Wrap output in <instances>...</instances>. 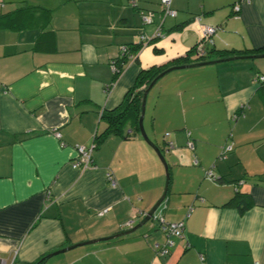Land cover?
Listing matches in <instances>:
<instances>
[{"label":"crops","instance_id":"obj_1","mask_svg":"<svg viewBox=\"0 0 264 264\" xmlns=\"http://www.w3.org/2000/svg\"><path fill=\"white\" fill-rule=\"evenodd\" d=\"M159 3L0 0V264L43 255L41 264H264V57L173 69L154 83L143 127L166 147L165 169L140 132L110 134L88 166L71 165L139 69L185 63L174 59L201 37L199 26L215 27L218 52L264 48V0H170L174 16ZM159 25L161 35L139 46ZM125 44L132 56L122 55ZM166 173L155 224L101 239L142 220ZM235 190L250 196L242 214L223 205ZM159 216L183 221V234L157 253L166 241Z\"/></svg>","mask_w":264,"mask_h":264},{"label":"trees","instance_id":"obj_2","mask_svg":"<svg viewBox=\"0 0 264 264\" xmlns=\"http://www.w3.org/2000/svg\"><path fill=\"white\" fill-rule=\"evenodd\" d=\"M133 5H135V2L133 3ZM162 8L163 7L161 6V12H162ZM150 11L152 10H146L143 13H141V19L145 13L150 12ZM213 28L215 29V27ZM160 31H161V28H160ZM141 35H144V34H141ZM160 35L161 34L157 35L154 33L150 38L146 37L145 35H144L145 36L144 39H141L139 37L140 40H142L139 46L150 42L151 39H154L156 37L158 38ZM139 46H136V48H138ZM132 50H133V47L131 45L125 44L124 50L121 53L124 57L132 56V53H131ZM157 50H158L157 48L154 49L155 52ZM254 51H256L255 52L256 54H260V53H263L264 48L256 49ZM244 53H247V52L244 51ZM234 55H235L234 51H232L231 53L218 52V50L214 48L210 38L201 36L195 42V44L188 49L187 53L176 57L174 60H176L175 63L179 61H182V62L184 61L185 63H182V64H186V63L200 62L204 60L219 59V58L229 57V56H234ZM244 55H247V54H244ZM123 56L119 58H123ZM113 64H114L113 72H114V75H116L120 71V65L116 64V62H114ZM174 65H180V64H174ZM164 69H165L164 67L157 66V65H151L149 67H141L136 75L133 85L127 89V91L123 95V98L119 102V104H117L115 107L111 109H105L100 113V120H102L103 126L100 129L95 130L91 145L85 146V147H91V152H92V150L94 148H97L104 141V139L110 134L122 137L124 139L129 138L132 135L138 134L139 133L138 118L140 115V105H141V98H142L143 90L148 86L151 80L159 72H161ZM260 76H263V80H259ZM257 79L260 84L264 83L263 74L257 75ZM233 117H235V115ZM189 133L187 135H189ZM172 146H173V143H172ZM159 148L161 152H163L164 148L166 147L160 146ZM91 160H92V157L90 158V162ZM251 204L252 203H251L249 194L247 192H243L239 190H235V193L231 197H229V199L225 203H223V205L225 206L237 208L240 214H242L246 209H248L251 206ZM153 216H154V213L152 214V217L148 218L151 222L153 220ZM155 222L156 221L153 220L152 223L155 224ZM152 223H151V227L154 226L152 225ZM157 225H158V221H157ZM164 232L166 233V239H167V232L165 230ZM166 247H168V245H166ZM45 257L46 255L40 256L35 261L30 262L28 264H41L42 261L45 259Z\"/></svg>","mask_w":264,"mask_h":264},{"label":"built area","instance_id":"obj_3","mask_svg":"<svg viewBox=\"0 0 264 264\" xmlns=\"http://www.w3.org/2000/svg\"><path fill=\"white\" fill-rule=\"evenodd\" d=\"M161 2V6L162 8V13L164 16L166 15H170V16H174L176 14V10L173 9L170 6V0H160ZM239 5L238 3H235L233 5V8H237ZM197 19H199V17H197ZM152 20V12H147L142 16V21L144 23H149ZM199 30L201 33V36L209 38L210 34L214 31V28L212 26H199ZM155 34H161L160 31V25L157 27V29L154 32ZM141 39H144L145 36L144 35H140L139 36ZM142 41V40H141ZM124 50V46L122 47V51ZM259 80H263V76L259 77ZM5 87L3 85L0 84V93L5 92ZM189 133V131L187 132V134ZM54 134L56 137H60V132H58L57 130H54ZM167 147H172V142H168ZM230 147H228L227 149H229ZM76 152H77V156L75 157L74 160H72L71 165L73 167H77V168H82V167H86L87 165H89L90 162V158H91V147H85L83 145H76L75 146ZM193 163H197V159L194 158ZM206 174L211 176L212 175V171L210 169H208L206 171ZM107 178L110 181V184L114 185L115 181L113 178H111L109 172H107ZM158 218V223L160 224V227H162V229H164L167 232V239L165 241L164 244L159 245V244H155L154 245V250L158 253L159 251H163L165 252L167 249L166 245H171L173 244L174 237H180L183 234V223L182 221H176V222H170V223H165L161 216L156 217ZM149 264H154V263H149ZM156 264V263H155Z\"/></svg>","mask_w":264,"mask_h":264},{"label":"water","instance_id":"obj_4","mask_svg":"<svg viewBox=\"0 0 264 264\" xmlns=\"http://www.w3.org/2000/svg\"><path fill=\"white\" fill-rule=\"evenodd\" d=\"M254 58V57H264V53H260V54H247V55H238V56H229V57H223V58H219V59H213V60H204V61H200V62H194V63H186V64H180V65H173V66H169L167 68H165L164 70H162L161 72H159L152 80L151 82L148 84V86L143 90L142 93V98H141V105H140V115L138 118V127H139V132L141 134V136L143 137L144 140H146L154 149L155 153L157 154L159 160L163 163L164 167H167L165 158L159 148V146H157L156 144H154L153 142H151V140H149L144 127H143V116H144V106H145V100H146V95L149 91V89L153 86V84L166 72L171 71L173 69H179V68H188V67H193V66H199V65H205V64H210V63H215V62H220V61H225V60H231V59H235V58ZM166 188H167V173H166V181H165V186L162 190L161 195L158 197V199L156 200V202L151 206V208L145 213L144 217L142 218V220L137 223L136 225L132 226L131 228H129L128 230L125 231H121L118 232L114 235L108 236V237H104L101 239H108V238H112L114 236L117 235H121V234H125V233H129L133 230H135L137 227H139L144 221H146L149 217L152 216V214L156 211V209L159 207V205L161 204V202L164 200L165 198V193H166ZM98 239H93V240H88L85 242H80L77 244H73L71 246H66V247H62L59 248L58 250H55L51 253L48 254V256L59 253V252H63L71 247H74L76 245H81V244H85V243H89V242H94L97 241Z\"/></svg>","mask_w":264,"mask_h":264},{"label":"rangeland","instance_id":"obj_5","mask_svg":"<svg viewBox=\"0 0 264 264\" xmlns=\"http://www.w3.org/2000/svg\"><path fill=\"white\" fill-rule=\"evenodd\" d=\"M159 4H160V7H161V3H159ZM160 7H159V8H160ZM162 154H163L164 157H166V156H165V153H162ZM161 163H162V162H161ZM87 166H88V165H87ZM163 168L165 169L164 165H163ZM165 177H166V175H165Z\"/></svg>","mask_w":264,"mask_h":264}]
</instances>
